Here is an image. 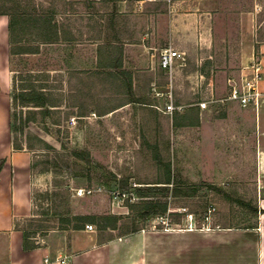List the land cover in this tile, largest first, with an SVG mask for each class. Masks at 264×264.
I'll list each match as a JSON object with an SVG mask.
<instances>
[{
    "label": "rangeland",
    "instance_id": "obj_1",
    "mask_svg": "<svg viewBox=\"0 0 264 264\" xmlns=\"http://www.w3.org/2000/svg\"><path fill=\"white\" fill-rule=\"evenodd\" d=\"M22 1L33 3L34 14L52 13L55 21L75 37L70 45H43L36 56L9 54L8 58L11 115L13 77L17 86L29 84L30 80L37 88L45 87L61 103V109L47 119L34 115L38 123H18L23 135L12 134L24 146L30 134L44 141L40 144L31 137L34 149L28 151L33 152L34 216L39 223L56 228L47 235L69 233L57 227L63 219L73 216H127L125 201L137 202V187H148L144 183H154L159 177L147 143L162 150L179 192L197 188L195 196L174 198L170 192L162 197L170 208L177 213L186 209L196 227L250 226L254 212L239 201L257 207L261 187L259 151L260 146L264 148V97L258 110L222 101L228 92V80L239 79L253 63H259L264 74V0ZM201 2L203 8L199 7ZM113 22L116 28L110 31L106 27H112ZM115 33L121 40L140 44L124 47L123 68L132 74L136 96L147 105L132 103L100 117L96 109L102 113L111 110L121 98L113 90L93 83L96 81L91 73L97 69L100 44L94 39H113ZM143 44L148 50L141 47ZM168 46L185 55V62H178L173 76L176 104L186 112L198 109L199 126L177 127L174 115H163L154 108L165 105L163 99L155 98L152 89L168 79L159 69L160 52ZM92 98H98L96 104ZM201 103L207 104L205 110L199 106ZM81 112H88V117L78 120ZM71 120L76 124L72 125ZM44 127L53 136L45 133ZM60 141L67 149L90 152L93 165L89 174L81 162L61 151ZM47 145L63 153L64 158L59 159ZM55 161L63 168L64 163L71 165L72 170L57 169L52 165ZM112 176L129 179L126 198L118 196L122 193ZM79 189L94 192L77 198ZM186 222H190L187 216L182 226ZM37 225L19 221L21 228L40 238L44 232ZM146 226L167 228L159 218ZM93 227L92 233L100 241L124 234V227L113 234L110 230L99 232L94 224ZM168 228L178 229L171 225Z\"/></svg>",
    "mask_w": 264,
    "mask_h": 264
},
{
    "label": "crops",
    "instance_id": "obj_2",
    "mask_svg": "<svg viewBox=\"0 0 264 264\" xmlns=\"http://www.w3.org/2000/svg\"><path fill=\"white\" fill-rule=\"evenodd\" d=\"M199 4L200 8L204 7L202 2ZM120 14L124 16V11ZM106 28L111 31L116 25ZM141 40L144 42L145 39ZM122 43L126 48L140 45L124 40ZM52 45L63 44L44 46ZM141 47L148 50L144 44ZM9 49L8 17L0 16V264H43L46 257L52 260L65 258L68 264H264V148L261 146L258 212L254 213L247 228L209 227L207 224L196 227V223L190 221L184 226L170 224L178 229L146 228L106 241L97 240L86 229L69 233L51 232L38 239L41 243L39 249L25 251L24 237L22 232L15 230V221L30 219L35 215L33 152L26 149L17 151L13 147ZM263 86L264 80L261 87L264 91ZM161 88H165L163 92ZM165 92L166 86L153 90L159 101L164 100ZM175 105L182 107L176 101ZM154 108L163 114L160 110L163 106ZM176 112L183 113L184 109ZM90 115L94 116V113L91 111ZM107 115L110 116V113ZM261 141L264 143V139ZM124 210L128 211L127 208ZM170 211L177 213L172 208Z\"/></svg>",
    "mask_w": 264,
    "mask_h": 264
},
{
    "label": "trees",
    "instance_id": "obj_3",
    "mask_svg": "<svg viewBox=\"0 0 264 264\" xmlns=\"http://www.w3.org/2000/svg\"><path fill=\"white\" fill-rule=\"evenodd\" d=\"M32 9L35 11V7L31 2H23L22 0H0V16L8 17L9 52L11 56L38 55L40 54L41 45H70L74 42V35L68 33L64 25L57 23L52 13L34 14L31 12ZM113 24L115 25V22H113ZM94 40L99 41L100 44L97 47V69L91 73L92 80L96 81L93 83L101 86V88H105V90L106 87L113 90L115 94L120 95L121 98L120 103L116 105V107L111 110L107 109V111L103 113L100 112V108H98L96 109L97 114L101 117L132 103L147 105L143 98L136 96L132 74L125 71L123 68L124 43H122L118 33H115L113 39L106 38ZM21 81L24 82L25 80L21 79ZM28 81L29 84L17 86V79L13 77L12 107L14 111L12 113V134H24L23 129L17 128L16 125L18 123L24 124L25 126L31 123L35 124L38 122L34 115H41L43 119H47L61 109V103L57 101L45 87L37 88L30 80ZM167 83L168 79L166 82L164 81V83H159L156 86L164 87ZM94 99L92 98V102L95 103L98 98L96 100ZM177 105L179 106V104ZM155 107L157 106L155 105ZM25 110L26 113H24ZM185 112L186 111L183 113H174V118L177 120V127H195L200 125L198 109H190L187 110L186 113ZM79 114V118L88 117V112H81ZM42 130L48 135L53 136L52 132L47 127H44ZM30 136L32 137L31 134ZM31 137H26L25 146L14 137V149L17 151H22L24 149L32 151L34 149L31 141L32 138L40 144L44 142L40 137ZM56 138L58 140L59 136H56ZM60 144L61 151L68 152L69 158L74 159L76 162H81L83 166H85L83 170H86L85 172L89 174L90 168L93 165L90 152L79 149H67L66 145L61 143V141ZM147 144L149 152L153 155L155 166L159 171V177L154 183H144V185H148V187H137L135 190L139 198L137 202L133 203L130 200L125 201V207L128 209L127 216L108 215L104 217H90L78 215L63 219L57 229L68 232L81 231L85 230L87 225L93 226L94 224L98 227L99 232L110 230L111 234H113L124 227V234L122 236H125L145 230L147 223L159 217H167L170 224L181 226L182 219L187 215L170 213L169 203L167 201H162L161 198L168 195L170 192L174 198L180 196H195L197 188L183 190L184 193L179 192L178 189L175 188L176 183L172 177L171 165L168 161L164 160L162 150L156 144ZM47 148L54 152L59 159L64 158L63 153L58 152L54 147L47 145ZM52 165L61 170L65 168L69 172L72 170L71 165L67 163H64V168L59 165L57 161L53 162ZM112 178L114 182H116L118 190L121 193L130 190L128 178L119 179L116 176H112ZM140 185L144 186L139 183L138 186ZM151 192L156 193L158 196L150 195ZM67 195L68 194L65 196ZM239 204L250 209L254 213L258 212L257 208H253L242 201H239ZM24 221L30 225L39 224L37 228L44 232L39 234L40 238L45 237L48 232L56 229L48 223H39L40 221H38V217L36 216L25 219ZM15 230L23 234V248L25 251L37 250L41 247L36 233H29L25 228H21L19 226V221H15ZM114 238L115 236H111L109 240H113Z\"/></svg>",
    "mask_w": 264,
    "mask_h": 264
},
{
    "label": "built area",
    "instance_id": "obj_4",
    "mask_svg": "<svg viewBox=\"0 0 264 264\" xmlns=\"http://www.w3.org/2000/svg\"><path fill=\"white\" fill-rule=\"evenodd\" d=\"M149 2H153L155 0H148ZM185 55L180 52L174 50L171 46H168L161 50L160 52V62L159 69L167 75L168 83L166 85V92L163 95L165 105L161 108V112L165 115L171 116L175 111H180L183 108L177 107L174 101V81L173 76L175 70L178 67L179 61H185ZM248 72H242V75L239 79H229L228 80V92L226 97L222 102L238 105L243 109H253L258 110L260 107V103L264 97V91L262 90V83L264 80V74L260 64L253 63L247 69ZM202 110L207 108L206 103H201L199 105ZM72 125H75V120H71ZM93 190H84L79 189L76 192L77 198H83L86 196H90L93 194ZM121 198H126V193H118ZM130 200V199H129ZM132 202V200H130ZM171 213V211L169 210ZM179 212H186V209L179 210ZM180 213V214H182ZM186 214V213H185ZM188 219L192 221V214H186ZM159 220L163 225L167 228L165 230H170V222L167 217H159ZM156 229V227H154ZM86 230L89 232H94V227L92 225H87ZM43 264H68L67 259L61 258L57 260H52L49 257H46L43 261Z\"/></svg>",
    "mask_w": 264,
    "mask_h": 264
}]
</instances>
